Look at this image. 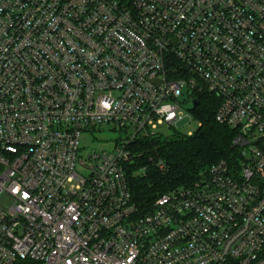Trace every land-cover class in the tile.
Listing matches in <instances>:
<instances>
[{
  "label": "built area",
  "instance_id": "2783aa9c",
  "mask_svg": "<svg viewBox=\"0 0 264 264\" xmlns=\"http://www.w3.org/2000/svg\"><path fill=\"white\" fill-rule=\"evenodd\" d=\"M202 94L235 158L140 211L135 146ZM0 264H264V0H0Z\"/></svg>",
  "mask_w": 264,
  "mask_h": 264
},
{
  "label": "trees",
  "instance_id": "16d2710c",
  "mask_svg": "<svg viewBox=\"0 0 264 264\" xmlns=\"http://www.w3.org/2000/svg\"><path fill=\"white\" fill-rule=\"evenodd\" d=\"M218 104V98L200 95L193 108L199 121L193 133L174 130L167 135L140 140L135 146L136 163L147 162L154 156L162 158L166 164L164 169L149 166L146 171H141L140 167L128 171L130 190L140 211L151 210L161 194L202 177L213 163L235 158L236 147L232 143L235 129L216 120Z\"/></svg>",
  "mask_w": 264,
  "mask_h": 264
},
{
  "label": "rangeland",
  "instance_id": "374dc122",
  "mask_svg": "<svg viewBox=\"0 0 264 264\" xmlns=\"http://www.w3.org/2000/svg\"><path fill=\"white\" fill-rule=\"evenodd\" d=\"M198 103V102H197ZM197 105V104H196ZM184 108L191 106V102L186 101L183 104ZM197 122L192 121L189 125L181 127V130L184 132H189L192 130L193 132L197 129ZM98 129L90 132V131H83L81 138H80V144H81V151L83 155L85 156L89 151L92 149H101V148H107V149H113L117 143V136L119 135L118 131L112 129V125L110 124H101L97 125ZM162 128V131L164 133L170 134L173 129L172 127L168 126L166 123H163L160 125ZM9 196L5 195L1 201L2 205L8 207L10 200Z\"/></svg>",
  "mask_w": 264,
  "mask_h": 264
},
{
  "label": "water",
  "instance_id": "95a60500",
  "mask_svg": "<svg viewBox=\"0 0 264 264\" xmlns=\"http://www.w3.org/2000/svg\"><path fill=\"white\" fill-rule=\"evenodd\" d=\"M197 102H198L197 99H194V100H193V104H194V105H196Z\"/></svg>",
  "mask_w": 264,
  "mask_h": 264
}]
</instances>
